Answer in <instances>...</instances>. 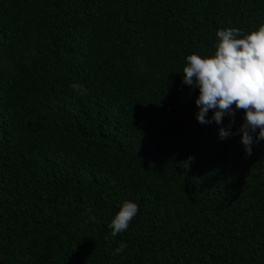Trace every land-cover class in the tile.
Segmentation results:
<instances>
[{
	"label": "trees",
	"instance_id": "obj_1",
	"mask_svg": "<svg viewBox=\"0 0 264 264\" xmlns=\"http://www.w3.org/2000/svg\"><path fill=\"white\" fill-rule=\"evenodd\" d=\"M261 22L264 0H0V264H264V140L245 153L234 106L199 123L182 82Z\"/></svg>",
	"mask_w": 264,
	"mask_h": 264
},
{
	"label": "clouds",
	"instance_id": "obj_2",
	"mask_svg": "<svg viewBox=\"0 0 264 264\" xmlns=\"http://www.w3.org/2000/svg\"><path fill=\"white\" fill-rule=\"evenodd\" d=\"M215 37L212 55L193 53L184 58L182 82L199 90L194 102L199 109L196 119L201 124L214 121L219 125L225 115L234 117L233 106L243 111V123L237 132L245 153L251 155L253 143L264 140V22L247 33L234 27L218 29ZM70 87L86 93L79 83ZM209 110L213 113L211 120L206 119ZM231 134L225 127L218 130L221 140ZM138 211L137 203L123 201L108 224L111 235L127 231ZM95 219L89 217L92 222ZM126 247L121 243L113 255L122 253Z\"/></svg>",
	"mask_w": 264,
	"mask_h": 264
}]
</instances>
